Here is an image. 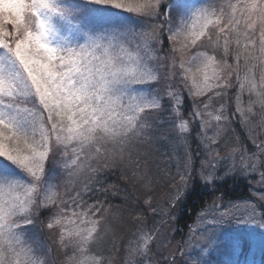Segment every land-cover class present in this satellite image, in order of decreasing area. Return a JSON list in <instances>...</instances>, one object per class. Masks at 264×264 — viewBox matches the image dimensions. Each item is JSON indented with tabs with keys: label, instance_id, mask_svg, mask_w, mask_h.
<instances>
[{
	"label": "snow or ice",
	"instance_id": "6c2138e0",
	"mask_svg": "<svg viewBox=\"0 0 264 264\" xmlns=\"http://www.w3.org/2000/svg\"><path fill=\"white\" fill-rule=\"evenodd\" d=\"M161 141L182 182L169 209L196 181L218 186L222 164L247 194L215 196L174 250L172 216L146 196L152 227L119 264H264V0H0V264H54L33 239L44 229L63 264H115L98 246L99 174L120 164L150 188Z\"/></svg>",
	"mask_w": 264,
	"mask_h": 264
},
{
	"label": "rangeland",
	"instance_id": "374dc122",
	"mask_svg": "<svg viewBox=\"0 0 264 264\" xmlns=\"http://www.w3.org/2000/svg\"><path fill=\"white\" fill-rule=\"evenodd\" d=\"M65 0H60L61 3L63 4H72L71 2H66L64 3ZM53 25L54 27L58 30L63 32L64 31V21L61 20L59 17H53ZM197 101H199V99L201 98H196ZM206 99V97H205ZM244 100L245 102L247 101V94H245L244 96ZM227 102L229 103V105H232L234 103H231L229 100H225V98H223V100H221L220 98H217L216 101H214V106L215 107H219V104L221 102ZM234 128L236 130V133H238L239 137L241 140H244L245 138V130L240 127L238 124L234 125ZM209 134H211L209 132ZM231 134V133H230ZM161 143H164L163 141H161ZM158 145V144H157ZM165 146V147H164ZM159 147L162 148V151L167 154L169 152V148L167 147V145H160ZM192 148L196 147V144L193 142L191 145ZM152 149V153L157 152V150ZM227 155V152H221V156H225ZM166 160H164V158H158L157 161H155L159 168H158V173L156 175L157 179L153 181L152 185L150 186V188H145L143 186V183L141 181H139V200L138 202L135 203V205L132 206V208H125L127 209L125 212L122 211L121 208L115 207L114 205L111 204H106L105 206H110L109 207V213H108V219L110 221V230L108 232L107 235H105L99 242H98V246L103 249L105 252L110 253L113 257H114V262L115 264H119L120 259H121V254L123 252V249L127 246L128 242L131 241H135V234L137 233V230L141 227H148L151 228L152 227V220L154 217V214L150 211L147 210V206L143 204V201L145 199L146 196L151 197L152 200V204L153 205H159L162 206L167 212H169V214L172 216V219L168 221V223L164 226V231L167 233H170L169 238L173 239V250L175 249V244L176 242H179L180 240L184 239L185 236L189 233V229L187 231V233H181L180 231L177 232L176 229V220L179 217V208H180V202H176L175 200L173 201V204L175 205L173 208L169 209L168 208V204H169V198L172 197L175 193V189L177 188H181L182 182L179 181V179L177 178L174 182L171 181L170 185L168 187H166L165 185H161L163 182L160 180V178L162 177V179L165 177L167 179H169V175L170 173H174L173 176L176 175V171H177V165L174 162L169 161L167 158H165ZM156 159L153 158L152 161H154ZM224 164L221 165V169H220V174L222 175V180H226V178H229L228 176H224L223 175V169H224ZM150 175L152 174V171L154 172L155 167L153 166L152 162L150 163ZM161 170V171H160ZM161 175V176H158ZM164 176V177H163ZM83 177H80L78 179H82ZM221 180V181H222ZM138 182V180H136ZM215 187L212 186V189L209 191L214 192L215 191ZM105 192V191H104ZM107 192V190H106ZM182 195H184V193H182ZM90 202V201H89ZM91 203V202H90ZM141 203L143 205V207H139L138 204ZM211 205V204H209ZM143 209L144 214L141 215L139 217V219H136L135 217L137 216L138 213L141 212V210ZM39 219L41 218L40 215L42 213H46L48 212L47 209H39ZM123 212V213H122ZM48 216L51 215V213L49 212L47 214ZM201 215H205L206 219H211V215H210V208H207L205 210H202L197 217L201 216ZM197 217L194 221V223L190 226L193 230H196L198 228V223H197ZM156 220H159L160 217H155ZM164 219H167V216L164 217ZM47 220V219H46ZM45 220V221H46ZM46 233H47V237H49L48 239L50 240L49 244L44 240H42V236L40 234L41 231H37L34 236L33 239H35L36 241V245H38L41 250H48V256L46 257L47 260L53 261L54 264H63V261L65 259V255H64V251L63 249L60 248L59 246V242H58V235L56 232L54 231H49L47 229ZM45 246H47V248H45ZM257 259H259V256L257 255L256 257Z\"/></svg>",
	"mask_w": 264,
	"mask_h": 264
},
{
	"label": "trees",
	"instance_id": "16d2710c",
	"mask_svg": "<svg viewBox=\"0 0 264 264\" xmlns=\"http://www.w3.org/2000/svg\"><path fill=\"white\" fill-rule=\"evenodd\" d=\"M67 1L73 2V0H65L64 3ZM194 50L195 49H193V51ZM158 55H162V53H158ZM234 93V88L229 89L228 96L225 97V100H229L231 103H233L234 100L230 98L234 97ZM186 103L187 99H185V104ZM156 120V116L150 117V121L153 124H155ZM157 144L153 148L157 150V152L151 154V162L155 167V170L154 172L152 171V173H155V175H157L159 172L158 168L156 167L158 164L155 162L158 158H164V160L167 158L169 161L174 162V159L169 155V152L165 154L162 151V148L159 147V144L162 146L165 144L161 142ZM153 158L156 160L152 161ZM173 175L174 173H170L169 177H172ZM158 176L161 175L158 174ZM98 178L103 181L102 187L107 190V192L103 191L99 193V199L102 200L105 205L112 203V205L115 207L119 206V208L125 212L128 208H132V206L138 202L140 198L139 180L137 182L136 179H133L131 171L126 166H122L120 164L111 166L108 169L102 170ZM160 180L163 182L161 185H165L166 187H168L171 183L170 178L167 179L165 177V179H162L161 177ZM213 186L215 188L218 187L219 191H205L204 187L199 183V181H196L194 186L184 193V195H186V199L180 202L179 217L176 220V227L181 233H187L189 228L185 227V224H188L190 227L194 223L197 215L202 210L209 208V204L212 203V200L215 196L223 193L225 200H237L246 195L248 190V187L243 180H233L231 178H226V180H222L218 186L215 184ZM97 187H100V185ZM138 206L143 207L141 203H139ZM48 213L49 211L42 213L40 215V219L46 220L49 217L47 215ZM40 234L42 236V240H45L48 245H50V240L48 239L49 237H47L46 230L44 229L40 232Z\"/></svg>",
	"mask_w": 264,
	"mask_h": 264
}]
</instances>
